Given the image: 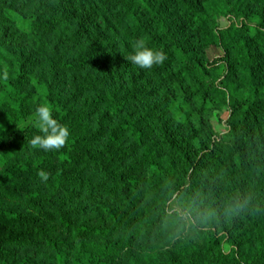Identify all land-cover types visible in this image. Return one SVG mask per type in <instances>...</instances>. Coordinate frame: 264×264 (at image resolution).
I'll use <instances>...</instances> for the list:
<instances>
[{
  "label": "trees",
  "instance_id": "obj_1",
  "mask_svg": "<svg viewBox=\"0 0 264 264\" xmlns=\"http://www.w3.org/2000/svg\"><path fill=\"white\" fill-rule=\"evenodd\" d=\"M201 1L206 10L197 0H0L1 8H11L0 9V26H5L0 31V71L8 72L0 79V150L15 157L31 147L43 155L0 170V264H106L113 247L105 243L90 250L94 238L109 236L114 228L125 230L138 219L141 237L146 236L153 209H138V203L147 187L165 195L170 190L171 195L197 194L201 208L211 198L226 197L235 229L257 211L264 213V153L258 147L264 143V101L251 98L247 103L236 97L230 102L239 67L252 79L264 71V15L254 13L255 24L222 29L208 10L216 6ZM16 2L36 4L39 15L8 33L17 18L9 4ZM138 39L162 49L167 60L151 69L128 62L124 56ZM211 46L222 48L224 65L206 67L205 50ZM59 48L67 58L61 63ZM90 68L99 70L94 81L73 76L74 70ZM221 69L225 74L219 85L215 71ZM212 96L218 103L209 104ZM224 99L231 109L225 134L216 131L210 115L214 106L226 104ZM79 103L88 126L98 119V131L49 152L31 145L33 131L19 137L17 123L26 109L47 104L61 123ZM128 106H134L135 120L123 116ZM109 122L116 125L105 148L82 151L86 145L77 141L87 136L98 140ZM153 133L157 137L141 161L148 174L139 178L138 162L127 160ZM125 136L133 141L126 142ZM153 145L158 147L155 156ZM58 161L65 166L57 170ZM259 169L262 179L255 181ZM19 175L24 177L16 181ZM45 188L63 197L53 199L41 191ZM80 215L88 219L82 223ZM91 220L94 225L88 224ZM102 222L105 227L99 226ZM2 227L8 231L3 233ZM58 227L70 232L66 238L50 234ZM202 235L213 252L211 262H250L247 253L242 258L216 253L213 229ZM180 247L176 241L165 250L164 264H194L179 255ZM257 260L264 264V252Z\"/></svg>",
  "mask_w": 264,
  "mask_h": 264
},
{
  "label": "rangeland",
  "instance_id": "obj_2",
  "mask_svg": "<svg viewBox=\"0 0 264 264\" xmlns=\"http://www.w3.org/2000/svg\"><path fill=\"white\" fill-rule=\"evenodd\" d=\"M11 1V0H9ZM198 5L206 10L205 4L201 0H197ZM38 1H36V4ZM212 4L211 6L215 8L208 7V10L212 11L213 17L216 18V22L220 28L225 29L231 24H235L238 27L246 24H255L256 18L254 13H262L264 15V0H221L219 3L208 1ZM229 3L230 8H223L221 5ZM31 4L28 5L25 2L11 5L17 12L16 24L14 27L8 31L11 33L12 30L17 29L21 25V21H27L36 17L38 12L34 9L35 7ZM5 9L1 8L4 11H10L11 8L4 6ZM7 9V10H6ZM222 11V12H220ZM253 22H250L252 21ZM5 26H0V31H3ZM264 30V24H263ZM261 27V28H262ZM5 30V29H4ZM5 32V31H4ZM47 39V37H46ZM238 48V43L235 46ZM235 48V51L237 50ZM206 56V67H214L217 65H222L226 55L220 46H211L205 50ZM58 59L59 62H63L64 59H67L62 55V48L58 49ZM224 65V64H223ZM99 70L96 68H90L89 70H74L73 76H78L80 81L89 79L94 81L97 78V72ZM225 71V70H224ZM223 69L215 71L216 73V83L222 85L224 78ZM242 67L238 68V73L235 74L232 85L235 86V96L230 98L232 99H242L247 103H251V98L264 101V89L260 83L264 84V71H261L255 75V79H252V75ZM237 75V76H236ZM100 77V74H99ZM227 85V84H226ZM257 94L258 98L254 97V94ZM235 99V100H236ZM226 104L221 106H214L211 111V122L218 133H226L229 131L228 119L231 114L230 104L227 99H224ZM213 102H217L216 98L212 96L209 101L211 105ZM218 103V102H217ZM81 104H77L73 109L72 113L65 117V120L61 123L66 125L70 129L69 140H74L77 137H83L89 132H96L101 128V125L98 123V119L92 121L91 124L87 125L86 117L79 114V108ZM36 107H30L19 117L17 123V131L21 136L28 135L30 132H34V135L39 134V130L35 127L33 123V114ZM68 108H72L69 106ZM134 106H128L126 111L123 113V116L131 115V120L137 118V114L134 111ZM0 119V123L2 122ZM74 120V123L72 122ZM120 120V119H119ZM118 120V121H119ZM116 124L109 122L107 125V131L104 135L100 136L98 140H91L92 136H87L85 141H77L79 146H82V151H92L100 148H105V145L108 141V133ZM78 126L80 129L77 130ZM74 127V128H73ZM84 127V128H81ZM103 133V132H102ZM264 133V130L262 131ZM257 136V134L255 135ZM157 134L153 133L148 137L143 146H141L138 151L134 154V159L131 157L128 159V162H135L136 170L135 173L139 178H146L148 174V168L146 165L142 164V160L146 157L145 148L153 143L156 139ZM126 142L131 143L133 140L128 139L127 136L123 137ZM264 139V138H263ZM68 140V141H69ZM67 141V142H68ZM264 143L258 145L260 153L263 151ZM117 148V147H113ZM158 147L153 145L152 156L156 155ZM42 154L39 151H35L31 147H26L21 149V154H16L12 157L11 155L4 154L3 150H0V170H4L8 165L14 164L16 162L25 161L27 159L35 160L42 158ZM28 160V161H31ZM50 160L46 159V165L50 164ZM63 165L58 161L54 167L58 170L62 168ZM52 167V170H54ZM221 174V173H220ZM24 177V175H19L15 180L19 181ZM262 179L261 169H259L253 180ZM31 189H35L36 184L31 180L30 182ZM41 191L48 195L54 196L57 199L63 197L62 194H56L55 190L51 189H41ZM171 190L167 192V195L156 192L154 188L147 187L143 196L140 198L138 203V209H143L146 206H150L153 209L152 217V226L149 228L146 236H142V225L140 219L138 221L128 225L127 229L120 230L114 228L109 236H104V238L98 236L94 238V246L90 247V250H96L100 246L106 245L107 243L110 247H113V250L108 254L106 258V264H164L165 260V250L171 249L172 245L178 241L181 243L179 249V255L188 257L194 264H215L211 262L213 257V252H208V238L204 237L203 232L205 229H213L217 235V240L215 247L216 253H223L226 257L234 254L238 258H242V255H247L249 258L248 264H258L257 257L264 252V213L262 211H257L251 216L248 221H245L235 229V227L230 223V207L226 197L223 198H211V201L207 205H201L203 200L199 199L197 194H172ZM165 197V198H164ZM176 208L179 211L175 218L166 217L167 215H162L163 212H168L169 210ZM190 211V214H189ZM179 212H183V215H180ZM162 215V217H160ZM166 217V218H165ZM88 219L87 216L80 215L79 221L82 223L83 220ZM95 220L88 222L90 225H94ZM106 222H102L99 226L105 227ZM52 225H46L50 227ZM107 227V226H106ZM203 230V231H196ZM3 233H6L8 230L4 227L1 228ZM70 233V232H69ZM67 230L64 227H58L55 231L50 232L51 235L59 234L61 239H64L68 236ZM201 233V234H200ZM45 250V248H43ZM216 264H222L218 262ZM232 264V263H231ZM247 264V263H246Z\"/></svg>",
  "mask_w": 264,
  "mask_h": 264
},
{
  "label": "clouds",
  "instance_id": "obj_3",
  "mask_svg": "<svg viewBox=\"0 0 264 264\" xmlns=\"http://www.w3.org/2000/svg\"><path fill=\"white\" fill-rule=\"evenodd\" d=\"M124 57L140 69H151L167 60V54L162 49L148 47L143 39L136 40L132 45L131 54ZM7 76V70L0 71V79H6ZM33 123L39 130V134L34 135L31 139V145L34 148L45 152L59 151L69 140V128L55 118L53 109L47 104H40L35 108ZM178 211V209L173 208L166 215L175 218ZM179 214L183 215L184 213L179 212Z\"/></svg>",
  "mask_w": 264,
  "mask_h": 264
}]
</instances>
